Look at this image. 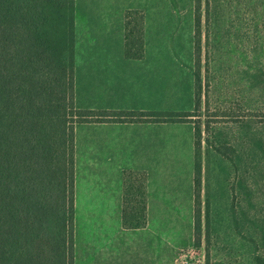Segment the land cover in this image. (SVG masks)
Returning a JSON list of instances; mask_svg holds the SVG:
<instances>
[{"label":"crops","instance_id":"crops-1","mask_svg":"<svg viewBox=\"0 0 264 264\" xmlns=\"http://www.w3.org/2000/svg\"><path fill=\"white\" fill-rule=\"evenodd\" d=\"M143 1L75 0V107L192 110L193 1L185 12L190 64L180 62L192 82L185 106H176L171 98L172 82L160 79L177 69L178 56L172 53L175 4ZM127 9L143 12L139 58L124 54ZM194 131L190 118L74 125L73 264H174L177 250L187 246L203 253L206 264L264 263V214L257 213L255 199L233 198L227 184L219 187L222 196L207 198L200 179L196 237ZM125 170L145 173V223L136 228L122 224Z\"/></svg>","mask_w":264,"mask_h":264},{"label":"trees","instance_id":"trees-1","mask_svg":"<svg viewBox=\"0 0 264 264\" xmlns=\"http://www.w3.org/2000/svg\"><path fill=\"white\" fill-rule=\"evenodd\" d=\"M74 18L75 0H0V264H73L76 123L184 121L191 114L75 107ZM143 19L140 9L124 12L128 57L143 54ZM197 134L195 126L196 237ZM122 186V224L140 227L145 173L125 170Z\"/></svg>","mask_w":264,"mask_h":264},{"label":"rangeland","instance_id":"rangeland-1","mask_svg":"<svg viewBox=\"0 0 264 264\" xmlns=\"http://www.w3.org/2000/svg\"><path fill=\"white\" fill-rule=\"evenodd\" d=\"M172 1L176 8L172 53L178 56L177 69L160 79L172 82L171 98L176 106H185L192 82L190 72L180 64H190L185 12L191 0ZM192 1L194 106L187 118L198 127L197 161L205 196H222L219 187L227 184L233 198L255 199L257 213L263 215L264 0Z\"/></svg>","mask_w":264,"mask_h":264},{"label":"built area","instance_id":"built-area-1","mask_svg":"<svg viewBox=\"0 0 264 264\" xmlns=\"http://www.w3.org/2000/svg\"><path fill=\"white\" fill-rule=\"evenodd\" d=\"M174 264H206V258L194 246L181 247L175 254Z\"/></svg>","mask_w":264,"mask_h":264}]
</instances>
